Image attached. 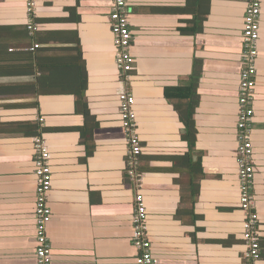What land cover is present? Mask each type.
Wrapping results in <instances>:
<instances>
[{
	"label": "crops",
	"instance_id": "obj_1",
	"mask_svg": "<svg viewBox=\"0 0 264 264\" xmlns=\"http://www.w3.org/2000/svg\"><path fill=\"white\" fill-rule=\"evenodd\" d=\"M27 3L0 0V264H36L35 137L26 123H39L51 153V263L137 264L124 90L135 97L155 264H247L237 153L247 0H127L128 77L116 65L112 0H34L33 16ZM26 29L39 36L43 64L84 62L81 105L72 61L32 75ZM256 65L253 190L264 264V0ZM41 77L40 89L56 94H32Z\"/></svg>",
	"mask_w": 264,
	"mask_h": 264
},
{
	"label": "built area",
	"instance_id": "obj_2",
	"mask_svg": "<svg viewBox=\"0 0 264 264\" xmlns=\"http://www.w3.org/2000/svg\"><path fill=\"white\" fill-rule=\"evenodd\" d=\"M110 12L111 29L116 47V65L122 77H128L135 69V60L130 52L133 33L130 28L131 10L127 0H112ZM28 13L34 14V0H28ZM262 0H247L243 30V68L240 74L238 100V162L240 179V207L246 214L243 240L247 247V264L261 263V227L256 212L254 196L255 169L253 167V123L255 117V92L257 65L261 32ZM33 29V25H30ZM121 123L127 138V176L135 187L136 209L132 218L134 245L139 251L137 264H155L151 242L147 237V208L142 192L140 157L143 154L142 141L137 132L134 111L135 97L128 90L120 96ZM36 189V264H52V246L47 227L52 221L49 195L53 185L51 153L42 136L34 138Z\"/></svg>",
	"mask_w": 264,
	"mask_h": 264
},
{
	"label": "trees",
	"instance_id": "obj_3",
	"mask_svg": "<svg viewBox=\"0 0 264 264\" xmlns=\"http://www.w3.org/2000/svg\"><path fill=\"white\" fill-rule=\"evenodd\" d=\"M193 32H197L198 28H193L190 29ZM24 35H25V40L29 41V47H30V61H31V70H32V75H36V74H41L43 76L44 72L50 70V69H54L57 66L61 65L59 64L57 61L61 62L63 60H61V58L59 57H51L48 58V61L46 63H42V48L40 47V43H39V36L37 33L31 32V34H28L27 29L24 31ZM30 35V36H29ZM77 52H78V57L77 59L80 61L81 60V48H80V44H78V46L76 47ZM27 57V56H26ZM25 57V58H26ZM81 57V58H80ZM72 61L71 64H67L69 62H61L64 63L62 65H73L74 67L72 68V71H76V75H77V81L76 83L73 84V88L75 93H73L76 96L77 99V104L79 106V104L81 105L84 101V96H85V92L87 89V74H86V70H85V64L84 62H80V64H77L74 62L75 57L71 58ZM27 61V60H25ZM45 78V75H44ZM198 80V78H197ZM197 80L195 79V82H197ZM43 85V78H37V81L32 84V94L33 95H43V94H56V92L53 91H49V92H44L42 91L40 88ZM191 86V88H186L187 91H190L191 93V98L193 97L194 94V87ZM193 89V90H192ZM167 95H169V93L167 92ZM188 97V94L185 95V98ZM38 105V104H37ZM32 106H34V104H32ZM184 116L181 115V119H183ZM26 127V131L25 133L31 135L32 137H37V136H41V134L43 133V129L40 127L39 123H26L24 124ZM189 158H191V153L190 156L188 155ZM196 167L200 168L201 164L200 161L196 162L194 164Z\"/></svg>",
	"mask_w": 264,
	"mask_h": 264
}]
</instances>
